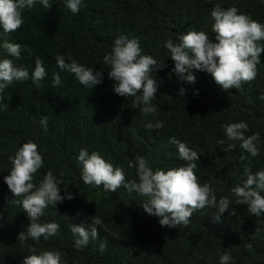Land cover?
<instances>
[{"label":"trees","instance_id":"16d2710c","mask_svg":"<svg viewBox=\"0 0 264 264\" xmlns=\"http://www.w3.org/2000/svg\"><path fill=\"white\" fill-rule=\"evenodd\" d=\"M49 2L50 9L37 0L25 10L24 23L15 32L5 33L0 24V61L12 59L29 71L26 81L6 88L3 102L8 107L0 108V264H23L33 254L31 248L36 254L60 251L62 264H220L225 251L231 252L230 264H264V213L252 215L248 205L236 204L238 197L231 191L246 181V166L252 173L264 171V52L254 80L224 91L207 72L194 70L195 83L181 80L165 47L190 31H204L217 42L211 17L217 3L225 9L235 6L264 24V0H83L85 6L76 14L64 0ZM121 36L138 39L142 55L166 64L153 72L159 83L152 101L155 113L145 115L134 97L113 91L115 81L103 58ZM4 40L22 45L19 60L3 49ZM57 56L103 71V82L93 88L81 85L74 74L58 67ZM36 58L43 60L47 72L39 87L31 78ZM54 73L60 75L58 86L53 84ZM181 88L186 90L183 96ZM45 118L46 127L41 123ZM157 122L163 127H146ZM235 122L248 124L246 135L260 134L258 156L241 149L240 142L228 141L224 125ZM172 138L198 153L199 183L210 184L217 200L228 197L229 212L235 210V216L226 211L216 222L217 209L206 206L195 211L186 226L162 227L160 217L144 211L146 197L129 194L123 186L114 193L105 191L103 185L90 186L81 178V149L99 152L106 162L123 168L126 182L138 181L137 168L129 167L137 156L146 158L154 171L184 166ZM30 141L44 160L33 182L38 185L51 171L64 181L61 196L74 197L44 210L40 222L58 223L60 230L38 242L19 241L30 220L21 205L11 202L15 197L5 183L10 157ZM230 143L236 147L227 150ZM93 222L98 238L77 249L71 227ZM102 242L107 243L103 252Z\"/></svg>","mask_w":264,"mask_h":264},{"label":"clouds","instance_id":"9594fccd","mask_svg":"<svg viewBox=\"0 0 264 264\" xmlns=\"http://www.w3.org/2000/svg\"><path fill=\"white\" fill-rule=\"evenodd\" d=\"M44 8L50 9L52 4L49 0H39ZM37 0H0V24L5 33L15 32L24 23L22 13L32 9ZM66 7L76 14L82 6L83 0H64ZM214 21L212 32L216 34L215 40L209 39L208 33L204 31H190L181 35L175 44L172 40L166 42L165 47L171 54V60L175 66L173 71L180 76L181 80L189 83L196 82L194 70L210 73L216 84L222 90L228 91L239 88L242 82H251L258 74L257 65L261 63L260 55L264 52V24L252 19L248 14L239 13L235 6L223 8L219 3L211 12ZM3 49L11 57L19 60L22 45L3 41ZM142 49L138 39H128L121 36L117 38L112 46L110 54H105L103 60L109 66L108 76L115 81L113 91L123 97H134L135 104L145 115L155 113L157 108L152 104L156 98L159 83L153 72L166 67L150 55H142ZM58 67L75 75L83 86L93 88L103 82L104 72L87 68L76 60L66 62L64 57H56ZM47 75L44 62L40 58L35 60V68L31 73L33 82L40 86ZM29 78V71L23 66L14 63L12 59L0 61V108H7L4 101L6 88L14 81L22 82ZM53 84H61L59 73L53 74ZM186 90L181 88L180 95ZM141 93L140 95H137ZM264 99V96L261 97ZM41 123L47 126V120ZM149 129L163 127L161 122L146 125ZM224 131L228 141H238L239 147L248 152L252 157L260 153L258 147L260 134L257 132L246 135L249 126L245 122H235L224 125ZM170 143L177 145L179 158L185 161L184 166L170 170L156 169L149 165L146 158L137 156L129 163V167L137 168L138 181L126 182L124 169L114 166L101 156L99 152L89 154L87 149L79 151L78 160L82 164V180L87 185L101 186L105 191L116 192L123 186L129 194L136 192L147 198L142 203L144 211L149 215L160 217V225L176 228L188 225L190 217L197 210L210 206L217 209L218 214L214 217L216 222H221V216L229 212L230 199L217 195L210 184L201 185L196 175L197 163L200 160L198 153L189 148L185 143L172 138ZM220 144L225 141L221 140ZM236 147L235 143L228 144L227 150ZM244 157H242L243 159ZM12 168L10 174L5 176V183L14 195L12 203L21 205L27 214L30 225L27 232L19 234V241L29 239L37 242L43 237L48 240L57 236L60 225L55 222H40L44 210L49 206L63 203L65 199L72 200L74 197L68 193L61 196V187L64 183L51 171L37 185L33 182L34 175L44 166L43 156L34 142L25 143L15 154L10 157ZM246 181L243 185H236L232 193L238 199L236 204L248 205V211L259 217L264 213V171L252 173L249 167H245ZM66 188V187H65ZM22 199H16L21 198ZM229 215H236L232 210ZM75 239V247L81 249L86 247L90 240L98 238L96 222L88 224H77L71 227ZM260 229L257 228L256 232ZM100 251L103 252L107 243H100ZM32 255L26 256L23 264H62V253L60 251H42L37 253L36 248H31ZM231 252L225 251L221 256L220 264H230ZM63 264H67L66 261Z\"/></svg>","mask_w":264,"mask_h":264}]
</instances>
